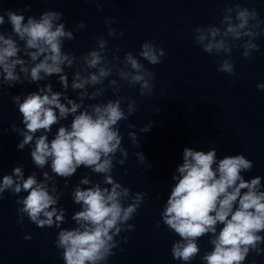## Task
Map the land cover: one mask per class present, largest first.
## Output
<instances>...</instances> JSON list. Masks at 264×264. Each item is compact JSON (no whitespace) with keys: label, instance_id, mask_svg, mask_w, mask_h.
<instances>
[{"label":"clouds","instance_id":"9594fccd","mask_svg":"<svg viewBox=\"0 0 264 264\" xmlns=\"http://www.w3.org/2000/svg\"><path fill=\"white\" fill-rule=\"evenodd\" d=\"M29 11L31 5L0 12V26L12 27L11 32L0 27V91L17 84L37 85L35 90L12 96L22 119L10 128L21 137L17 150L29 147L32 163L41 172L26 176L24 164L17 163L11 173L0 175V200L5 193L16 197L18 225L24 226L27 217L38 228L58 229L54 243L64 264H108L128 240L122 233L135 229L130 221L147 195L133 193L114 175L117 164L123 166L129 157L121 122L135 129L130 117L139 110L136 99L120 93L127 85L138 86L141 97L153 96L156 73L148 65L162 63L166 51L148 40L138 54L127 51L121 57L119 46L109 47V38L123 39L124 31L117 32L115 18L107 16V34L95 36V46L77 55L66 50L65 43L87 27L84 21L69 28L61 11L26 15ZM192 32L195 44L205 53L223 57L217 61V70L235 75L234 49H243L242 56L251 61L261 47L257 40L264 34V19L256 7L236 0L223 9L218 24L194 25ZM53 76L61 90H54ZM257 88L264 90V83ZM108 89L114 98L105 99ZM69 117V123H62ZM154 124L150 120L140 133L150 132ZM54 125L59 127L50 139ZM127 136L134 148H140L136 131ZM132 154L151 167L142 150ZM182 157L157 221V227L162 222L179 237L171 246L173 259L191 264L200 256L203 264H244L250 254L264 253V176L246 179L243 174L253 169L254 161L243 153L220 158L215 147L207 151L185 147ZM81 167L102 180L85 174L74 185L71 198L80 208L71 215L75 226L63 227L69 217L61 198ZM57 177L63 178V188ZM204 236L212 248L200 255L198 241ZM24 239L31 240L32 234ZM251 264H257L256 260Z\"/></svg>","mask_w":264,"mask_h":264},{"label":"water","instance_id":"95a60500","mask_svg":"<svg viewBox=\"0 0 264 264\" xmlns=\"http://www.w3.org/2000/svg\"><path fill=\"white\" fill-rule=\"evenodd\" d=\"M236 0H0V12L8 9L20 10L31 5L26 15H39L53 9L64 13L67 27L75 28L84 21L86 28L76 32L74 41L65 43L66 50H74L81 55L95 46L94 37L107 34L104 17L115 18L113 27L124 31L123 39L109 38V47L124 52L138 54L144 41H154L163 47L166 56L158 65H148L156 73L155 94L141 97L138 86L127 85L121 95L132 96L139 104V110L130 117L137 125L129 129L121 122L129 157L114 169L115 177L132 192H146L145 202L138 215L130 223L136 225L133 231L122 233L128 240L122 242L121 250L109 259L108 264H183L173 259L172 243L179 237L170 231L161 220L162 211L171 187L175 181L176 167L183 162L185 147L205 151L215 147L218 157L245 154L254 161L250 172L243 173L246 179L256 175L264 176V90L257 88L264 83V34L257 40L260 50L253 53L251 61L242 56L243 49L233 51L236 62L235 75L217 70V61L223 57L210 56L195 44L192 28L198 24L219 23L222 11ZM242 6L256 7L264 19V0H239ZM102 7V10H101ZM2 27L11 32L6 23ZM111 55V54H109ZM147 64V61H143ZM71 71L69 75L71 78ZM54 90H61L55 76L50 78ZM107 83V81H106ZM36 84L13 88L4 87L0 91V175L11 173L17 163H23L25 174L41 172L32 163L30 148L17 150L21 139L11 131L10 125L20 124L21 114L12 102V96L20 92L35 90ZM69 94L76 96L69 90ZM114 98L111 89L105 99ZM160 109L159 112L156 110ZM150 120L155 121L152 130L140 133L139 129ZM62 121V123H69ZM59 125H54L49 134L55 135ZM136 131L141 141L140 148H134L127 132ZM143 151L151 167L140 164L132 153ZM127 170V171H125ZM85 174H91L84 167L71 177L68 189L61 198V205L67 208L68 222L63 227H73L71 215L80 206L73 203L71 191ZM94 181L101 176L91 174ZM61 188L63 178L57 177ZM27 193H23L26 195ZM16 197L5 193L0 200V264H64L60 250L54 243L58 229L38 228L25 217L24 226L17 224ZM27 233L31 240H25ZM120 237H117L119 239ZM200 255L211 250L209 237L198 241ZM264 264V253L250 254L244 264ZM191 264H203L197 256Z\"/></svg>","mask_w":264,"mask_h":264}]
</instances>
